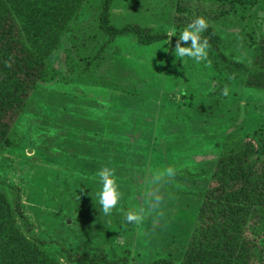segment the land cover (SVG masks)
Segmentation results:
<instances>
[{"label": "rangeland", "instance_id": "obj_1", "mask_svg": "<svg viewBox=\"0 0 264 264\" xmlns=\"http://www.w3.org/2000/svg\"><path fill=\"white\" fill-rule=\"evenodd\" d=\"M215 2L115 0L113 21L174 36L204 16L222 35L225 54L250 64L254 49L248 35L264 28V13L255 9L254 19L241 24L220 16L222 2ZM102 4L93 0L76 30L85 50L82 56L72 52L81 61L73 73L76 81L70 82L66 63L73 47L69 34L53 62L61 74L32 96L14 131L17 147L0 153V192L16 209L20 231L60 264H151L158 259L180 264L193 235L194 208L208 185L193 178L200 172L210 178L217 159L214 144L240 125L232 124L239 111L240 123L251 130L264 128V92L245 90L247 75L209 49L206 61H179L171 40L143 46L135 36L115 42L81 83L83 60L107 42L103 34L95 36ZM216 99L222 108L202 115ZM151 145L156 158L141 164L136 159H146ZM118 155L126 157L120 168L131 175L120 170L117 160L106 163ZM141 167L143 174L136 173ZM102 168L113 173L121 193L107 216L97 197ZM189 173L200 174L190 179ZM129 212L140 222L127 223Z\"/></svg>", "mask_w": 264, "mask_h": 264}, {"label": "trees", "instance_id": "obj_2", "mask_svg": "<svg viewBox=\"0 0 264 264\" xmlns=\"http://www.w3.org/2000/svg\"><path fill=\"white\" fill-rule=\"evenodd\" d=\"M92 1L0 0V153L17 147L14 131L32 96L42 84H50L61 74L55 71L53 62L69 34L73 36V47L66 52V63L72 74L70 82L76 81L73 73L81 61H76L72 52L82 56L80 52L85 51L76 30ZM214 1L222 2L220 16L238 19L241 24L247 17L254 19L258 13L255 9L264 13V0ZM114 4L115 0H103L95 36L101 33L107 42L93 58L83 60L87 65L79 74L81 83L86 80L85 72L102 63L107 50L119 39L135 36L143 46L168 40L176 45L179 35L156 33L139 24L117 26L113 21ZM254 30L248 35L254 49L250 64L231 60L225 54L224 39L215 27L209 25L202 38L208 39L209 51L218 54L220 61L247 75L245 90L264 92V28ZM220 104L216 99L202 115L212 116L222 108ZM239 114L240 111L232 124L240 125L214 144L217 159L210 178L203 172L189 173L190 179L200 174L193 180L199 178L208 185L200 192L201 201L194 208L193 235L180 264H264V128L249 129L240 123ZM155 155L156 147L151 145L147 158L141 155L136 160L150 165ZM111 158L106 163L116 164L117 160L119 168L126 161L122 155ZM143 167L136 173L140 170L143 174ZM120 170L131 175L127 168ZM16 213L7 196L0 192V264H60L20 231ZM151 264L175 263L158 259Z\"/></svg>", "mask_w": 264, "mask_h": 264}, {"label": "clouds", "instance_id": "obj_3", "mask_svg": "<svg viewBox=\"0 0 264 264\" xmlns=\"http://www.w3.org/2000/svg\"><path fill=\"white\" fill-rule=\"evenodd\" d=\"M209 27V21L204 16L195 17L191 23L179 32L173 55L177 60L183 61L188 57L196 63L207 60V52L209 48L208 39L202 38V33ZM175 31V30H174ZM185 46H181V45ZM227 89L224 95H227ZM169 170L168 175H171ZM98 182L100 190L97 193L98 202L104 215H110L118 206L121 199V193L111 171L102 168L98 173ZM141 217L138 214L129 212L125 221L127 223H139Z\"/></svg>", "mask_w": 264, "mask_h": 264}]
</instances>
